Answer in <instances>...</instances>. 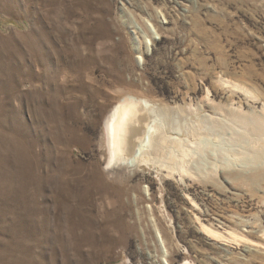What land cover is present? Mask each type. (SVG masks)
<instances>
[{
	"label": "rangeland",
	"instance_id": "obj_1",
	"mask_svg": "<svg viewBox=\"0 0 264 264\" xmlns=\"http://www.w3.org/2000/svg\"><path fill=\"white\" fill-rule=\"evenodd\" d=\"M128 96L185 148L108 169ZM0 264H264V0H0Z\"/></svg>",
	"mask_w": 264,
	"mask_h": 264
},
{
	"label": "bare ground",
	"instance_id": "obj_2",
	"mask_svg": "<svg viewBox=\"0 0 264 264\" xmlns=\"http://www.w3.org/2000/svg\"><path fill=\"white\" fill-rule=\"evenodd\" d=\"M167 113L166 110L158 108L148 100L131 96L123 98L105 119L110 150L107 168L110 170L123 167L135 168L142 163H147L153 159V155H158L159 151L163 149H160L162 145L170 144L172 147L180 145L178 147L185 148L186 140H184L185 142L182 140L183 138L176 140L170 135L171 129H167L165 121L166 116H169ZM178 142L180 143L178 144ZM188 168L187 166L183 173H189Z\"/></svg>",
	"mask_w": 264,
	"mask_h": 264
}]
</instances>
